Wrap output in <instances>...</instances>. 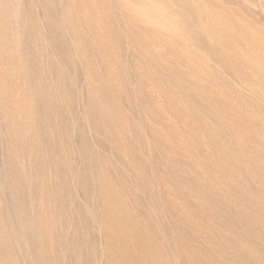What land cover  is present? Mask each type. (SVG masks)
Listing matches in <instances>:
<instances>
[{
    "label": "rangeland",
    "instance_id": "rangeland-1",
    "mask_svg": "<svg viewBox=\"0 0 264 264\" xmlns=\"http://www.w3.org/2000/svg\"><path fill=\"white\" fill-rule=\"evenodd\" d=\"M18 1L0 0V264H264V0H196L218 15L205 45L124 0Z\"/></svg>",
    "mask_w": 264,
    "mask_h": 264
},
{
    "label": "bare ground",
    "instance_id": "bare-ground-1",
    "mask_svg": "<svg viewBox=\"0 0 264 264\" xmlns=\"http://www.w3.org/2000/svg\"><path fill=\"white\" fill-rule=\"evenodd\" d=\"M9 1V0H8ZM12 0H10L11 2ZM17 1V0H16ZM20 1V0H19ZM18 1V2H19ZM30 1V0H29ZM55 1V0H54ZM94 1V0H93ZM124 4L125 6L126 5H129L131 6L135 11H138V12H145V16H146V20H150V21H153V25H155L154 27H157V28H160L158 33L160 32L161 28H167L168 30H170V33H172V37H175L176 35H179V36H183V37H186L188 38L189 40H192V39H195V40H199L200 42H202V44H208L207 42L209 41L212 42L213 40H215V38H213L212 33L211 35L210 34H206L207 37L206 39L202 40L201 37L199 38V35L196 31V27L197 25H203L205 23H208V18L211 17V22L213 23H216V20H215V17L214 16H218V15H215L212 13V10L207 6L208 4L207 3H202V7H199V2L196 1V0H173V3H170L168 0H124ZM50 2V1H49ZM6 3V2H5ZM31 3V2H30ZM10 4V3H9ZM17 4V3H16ZM34 4V3H33ZM64 4V3H63ZM222 4V3H221ZM220 4V5H221ZM224 4V3H223ZM19 4H17L18 6ZM117 5V4H116ZM62 6V5H61ZM128 6V7H129ZM224 6V5H223ZM227 6V5H225ZM13 7V5H12ZM48 6H46V9ZM74 7V6H73ZM101 7V6H100ZM127 7V8H128ZM62 8V7H60ZM125 8V7H124ZM201 9V11H200ZM30 10V9H29ZM51 10V8L49 9ZM146 10L148 12H146ZM19 11V10H18ZM16 12V10H15ZM201 12H203L204 14V19L202 18V15H201ZM14 13V12H12ZM154 13H158L159 15H157V17H153L152 14ZM224 13V12H223ZM242 13V12H241ZM22 14V13H21ZM8 15V14H7ZM44 15V14H43ZM137 15V14H136ZM242 15V14H241ZM9 16V15H8ZM15 16V15H14ZM17 16V15H16ZM57 16V15H56ZM60 16V15H58ZM233 16V15H232ZM26 17V16H25ZM55 17V16H54ZM114 17V16H113ZM177 17H182V20H179L177 19ZM234 17V16H233ZM243 17V15L241 16ZM18 18V17H17ZM22 18V17H21ZM247 18V17H246ZM144 19V18H143ZM218 19V18H217ZM15 20V19H14ZM57 20V19H56ZM145 20V19H144ZM246 20V19H245ZM33 21V20H32ZM144 22V21H143ZM239 22V21H238ZM31 23V22H30ZM35 23V22H34ZM65 23V22H64ZM141 23V22H140ZM17 24V23H16ZM139 24V22H138ZM22 25V24H21ZM30 25V24H29ZM56 26H57V22H56ZM54 26V28L56 27ZM145 26L147 27L148 26V23L147 25L145 24ZM184 26L185 29H183L182 27ZM211 26V25H210ZM11 27V26H10ZM31 27V26H30ZM59 27V26H58ZM63 27V26H62ZM61 28V27H59ZM134 28V27H133ZM20 29V28H19ZM57 29V28H55ZM166 29V30H167ZM249 29V28H248ZM53 30V29H52ZM154 30V29H153ZM156 30V29H155ZM61 31V30H60ZM67 31V30H66ZM27 32V31H26ZM64 32V31H63ZM162 32V31H161ZM164 32V31H163ZM167 32V31H165ZM33 33V32H32ZM38 33V32H37ZM126 33V32H125ZM142 33V32H141ZM153 33V32H152ZM254 33L256 34V32L254 31ZM25 34V33H24ZM56 34H59L58 33V29H57V32ZM144 34V33H143ZM253 34V32H252ZM254 34V35H255ZM260 34V33H258ZM26 35V34H25ZM34 35V34H33ZM70 35V34H69ZM54 36H55V33H54ZM257 36V35H255ZM262 36V35H261ZM56 37V36H55ZM67 37V36H66ZM148 37V36H147ZM171 37V38H172ZM263 37V36H262ZM16 38V36L14 37ZM60 40H61V36L59 37ZM132 38V37H131ZM22 39V38H21ZM36 40V39H35ZM52 40V39H51ZM58 40V39H57ZM56 40V41H57ZM156 40V39H154ZM186 40V39H185ZM245 40V39H244ZM259 40V39H257ZM15 41H17L15 39ZM53 41V40H52ZM66 41V40H65ZM161 41V40H160ZM187 41V40H186ZM256 41V40H255ZM167 42V41H165ZM171 42V41H170ZM258 42V41H257ZM256 42V43H257ZM18 43V42H17ZM149 43V42H148ZM251 43V42H250ZM64 44V43H63ZM169 44V43H168ZM248 43H246L247 45ZM34 45V44H33ZM56 45V44H54ZM171 45V44H170ZM28 46V45H27ZM47 46V45H46ZM58 46V45H57ZM67 46V45H66ZM173 47V45H171ZM29 47V46H28ZM205 48H207L206 46H204ZM58 49V48H57ZM68 49V48H67ZM122 49V48H121ZM173 49V48H172ZM29 50V49H28ZM46 50V49H45ZM255 56H259V57H263L262 60L264 59V38L263 39H260L257 46L255 48H251L249 49ZM72 51V50H71ZM237 50H232L231 49V52H235ZM245 51V50H244ZM249 51V52H250ZM44 52V51H43ZM210 52V51H209ZM50 53V52H49ZM73 53V52H72ZM71 53V54H72ZM244 52L242 51L240 54H237L236 55V59L238 60H242V61H246V57L244 54ZM28 54V53H27ZM46 54V53H45ZM52 54V53H51ZM128 54V53H127ZM152 54V53H151ZM158 54V53H157ZM56 55V53H55ZM70 55V54H69ZM68 55V56H69ZM77 55V54H76ZM186 55V54H185ZM247 55V54H246ZM26 56V55H25ZM28 56V55H27ZM43 56V55H42ZM47 56V55H45ZM188 56V55H187ZM249 56V55H248ZM44 57V56H43ZM56 57V56H55ZM67 57V56H66ZM72 57V56H70ZM204 57H209L208 54H205ZM27 58V57H26ZM61 58V56H60ZM68 58V57H67ZM79 58V57H78ZM107 58V57H106ZM115 58V57H114ZM113 58V59H114ZM176 58V57H175ZM30 59V58H29ZM63 59V58H62ZM73 59V58H72ZM255 59V58H254ZM258 59V58H257ZM131 60V59H130ZM186 60V59H185ZM225 60V59H224ZM259 60V59H258ZM49 61V60H48ZM64 61V60H63ZM71 61V59H70ZM86 61V60H85ZM139 61V60H138ZM162 61V60H161ZM199 61V60H197ZM68 62V61H67ZM258 62V61H257ZM54 63V62H53ZM70 62H68L69 64ZM73 63V62H71ZM70 63V64H71ZM146 63V62H145ZM155 63V62H153ZM166 63V62H165ZM47 64H49L47 62ZM74 64V63H73ZM110 64V63H109ZM130 64V63H129ZM149 64V63H148ZM206 64V63H205ZM247 64V63H246ZM261 64V63H259ZM60 65V64H59ZM143 65V64H142ZM194 65V64H193ZM250 65V64H249ZM248 65V66H249ZM255 65V64H254ZM257 65V64H256ZM49 66V65H48ZM95 66V64H94ZM144 66V65H143ZM157 66V65H156ZM24 67V66H23ZM71 67V66H70ZM98 67V66H97ZM258 67V66H257ZM36 68V67H35ZM65 70L67 67H64ZM80 68V67H79ZM78 68V69H79ZM85 68V67H84ZM143 68V67H142ZM255 68V66H254ZM50 69V67H49ZM206 69V68H205ZM252 69V68H251ZM257 69V68H256ZM42 70V69H41ZM84 70V69H83ZM217 70V69H216ZM259 70L260 71H264V66L261 65L259 67ZM81 71V70H80ZM42 72V71H41ZM64 72V71H63ZM69 72V71H68ZM67 73V72H66ZM133 73V72H132ZM258 73V72H257ZM40 74V73H39ZM81 74V73H79ZM93 74V73H92ZM53 75V74H52ZM63 75V73L61 74ZM65 75V74H64ZM149 76V75H148ZM264 76V75H263ZM73 78V77H72ZM104 78V77H103ZM133 78V77H132ZM213 78V77H212ZM44 79V78H43ZM57 79V78H56ZM55 79V80H56ZM228 79V78H227ZM254 79V78H253ZM38 81V80H37ZM46 81V80H45ZM61 81V80H60ZM59 81V82H60ZM73 81V80H72ZM231 81V80H230ZM264 81V80H263ZM57 82V81H56ZM32 83V82H31ZM46 83V82H45ZM71 83V82H70ZM33 84V83H32ZM73 84V83H72ZM169 86V85H168ZM190 86V85H189ZM192 86V85H191ZM49 87V86H48ZM47 87V88H48ZM118 87V86H117ZM40 88V87H39ZM36 89V88H35ZM67 89V88H66ZM139 89V88H138ZM36 91V90H35ZM49 91V89H48ZM187 91V90H186ZM243 91V90H242ZM246 92V91H245ZM64 93V92H63ZM157 93V92H156ZM38 94V93H37ZM60 94V93H59ZM165 94V92L163 93ZM250 94V93H249ZM61 95V94H60ZM69 95V94H68ZM176 95V94H175ZM54 96V94H53ZM59 97V95H56ZM166 96V95H165ZM210 96V95H209ZM38 97V96H37ZM45 97V96H44ZM246 98V97H245ZM50 99V98H49ZM62 99V98H61ZM145 100V99H144ZM199 100V99H198ZM52 101V100H51ZM60 101V100H59ZM244 101V100H243ZM261 101V100H260ZM264 101V100H263ZM67 102V101H66ZM124 102V101H123ZM63 103V102H62ZM6 104V103H5ZM64 105V104H62ZM52 106V105H51ZM6 107V106H5ZM44 107V106H43ZM1 110V109H0ZM63 110V109H62ZM47 111V109H46ZM164 111V110H163ZM185 111V109H184ZM224 111V110H223ZM221 112V111H220ZM232 112V111H231ZM186 113V112H185ZM227 114V113H226ZM53 116V115H52ZM73 116V115H72ZM80 117V116H79ZM41 118V117H40ZM4 119V118H3ZM60 119V117H59ZM81 119V118H80ZM143 119V117H142ZM51 120V119H50ZM78 120V119H77ZM61 121V120H60ZM59 121V122H60ZM145 121V120H144ZM203 121V120H202ZM143 122V120L141 121ZM209 122V121H207ZM47 123V121H46ZM74 124V123H73ZM127 124V123H126ZM142 124V123H141ZM144 124V123H143ZM184 124V123H182ZM127 126V125H126ZM257 128V127H256ZM49 131V130H48ZM137 131V130H136ZM96 132V131H95ZM210 132V131H209ZM251 132V131H250ZM262 132V131H261ZM196 135V134H195ZM65 136V135H64ZM177 136V135H176ZM110 137V136H109ZM5 138V137H4ZM146 138V137H145ZM168 138V137H167ZM52 139V138H51ZM66 139V138H64ZM174 140V139H173ZM242 140V139H241ZM134 141V140H133ZM61 142V141H60ZM110 143V142H109ZM114 143V142H113ZM89 150V149H88ZM241 150V149H240ZM92 151V150H91ZM113 151V150H112ZM17 152V151H16ZM14 153V152H13ZM87 153V152H86ZM9 154V153H8ZM90 154V153H88ZM15 155V153H14ZM111 155V154H110ZM9 156V155H8ZM87 156V155H86ZM109 156V155H108ZM243 157V156H242ZM83 158V157H82ZM140 159V158H139ZM190 160V159H189ZM17 161V159H16ZM59 162V161H58ZM84 162V161H83ZM237 162V161H236ZM60 163V162H59ZM247 164V163H245ZM19 167V166H18ZM93 167V166H92ZM188 167V166H187ZM23 168V167H22ZM206 168V167H205ZM86 169V168H85ZM11 170V168H10ZM36 170V169H35ZM87 170V169H86ZM185 170V169H184ZM84 171V170H83ZM249 171V170H248ZM82 172V171H81ZM4 173V172H3ZM9 173V171H8ZM88 173V172H87ZM132 173V172H131ZM190 173V172H189ZM94 174V173H93ZM18 175V174H17ZM133 175V174H132ZM77 176V175H76ZM134 176V175H133ZM83 177V176H82ZM108 177V176H107ZM204 177V176H203ZM261 177V176H260ZM5 178V177H4ZM3 178V179H4ZM80 178V177H79ZM208 178V177H207ZM95 179V177H94ZM35 180V179H34ZM33 180V181H34ZM68 181V180H66ZM89 181V180H88ZM18 182V181H17ZM90 182V181H89ZM94 183V182H93ZM180 183V182H179ZM204 183V182H203ZM247 185V184H246ZM2 186V185H1ZM183 186V185H182ZM88 187V186H87ZM51 188V187H50ZM28 189V188H27ZM88 189V188H86ZM205 189V188H204ZM153 190V189H152ZM186 190V189H185ZM1 192V191H0ZM29 192V191H28ZM91 192V191H90ZM124 192V191H123ZM92 193V192H91ZM19 195V194H18ZM11 199V198H10ZM9 199V201H10ZM93 200V199H92ZM146 200V199H145ZM88 201V200H87ZM228 201V200H227ZM97 202V201H96ZM18 203V202H17ZM25 203V202H24ZM139 203V202H138ZM10 204V203H9ZM19 204V203H18ZM216 204V203H215ZM228 204V203H227ZM16 205V204H15ZM14 205V206H15ZM42 208V207H41ZM210 208V207H209ZM49 211V210H48ZM96 211V210H95ZM100 211V210H99ZM41 213V212H40ZM86 213V212H85ZM80 214V213H79ZM143 214V213H142ZM100 215V214H99ZM37 216V215H36ZM84 217V216H82ZM190 217V216H189ZM212 217V216H211ZM193 218V217H192ZM261 218V217H260ZM158 219V218H157ZM21 223V222H20ZM19 224V223H18ZM194 224V223H193ZM262 224V223H261ZM22 226V225H21ZM42 226V225H41ZM90 226V225H89ZM149 227V226H148ZM218 228V227H217ZM24 231V230H22ZM203 231V230H202ZM26 232V231H25ZM129 232V231H128ZM226 232V231H225ZM18 233V232H17ZM34 233V232H33ZM68 233V232H67ZM1 234V233H0ZM24 234V233H23ZM28 234V233H27ZM157 234V233H156ZM166 234V233H165ZM168 234V233H167ZM67 235V234H66ZM16 236V235H15ZM24 236V235H23ZM32 236H34V234H32ZM32 239V238H31ZM233 239V238H232ZM35 240V239H34ZM166 240V239H165ZM16 241V240H14ZM29 241H31L29 239ZM4 243V242H3ZM9 243V242H8ZM32 243H33V240H32ZM36 244V243H35ZM32 245V244H31ZM7 246V245H6ZM32 247V246H31ZM249 247V246H248ZM7 248V247H6ZM106 248V247H105ZM25 251V250H24ZM45 251V250H44ZM154 251V250H153ZM39 253V252H38ZM37 254V253H36ZM110 254V253H109ZM252 254V253H251ZM3 258V257H2ZM64 259V258H63ZM87 259V258H86ZM256 259V258H255ZM7 261V260H6ZM50 261V260H48ZM112 262V261H111ZM244 262V261H243ZM112 264V263H111Z\"/></svg>",
    "mask_w": 264,
    "mask_h": 264
}]
</instances>
